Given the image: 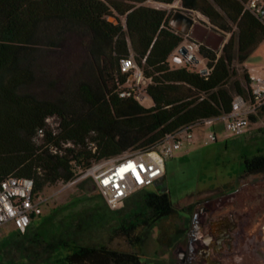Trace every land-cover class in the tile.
Instances as JSON below:
<instances>
[{"label":"trees","instance_id":"trees-1","mask_svg":"<svg viewBox=\"0 0 264 264\" xmlns=\"http://www.w3.org/2000/svg\"><path fill=\"white\" fill-rule=\"evenodd\" d=\"M148 1L0 0V182L10 176L29 178L39 194L47 185L69 182L78 168L85 170L95 161L152 150L181 127L229 113L235 95L249 96L247 74L245 84L234 81L232 90L225 87L235 74L234 60L244 63L264 41V25L245 10L248 0H180L182 9L229 34L219 55L199 44V55L207 61L205 75L169 63L184 35L169 26L167 10L146 6ZM153 1L172 5L175 0ZM77 31L87 37L86 52L95 66L92 82L82 84L73 99H38L28 92L37 80L38 53L57 48L65 33ZM130 55L151 79L146 88L151 107L115 93L116 78L124 81L119 61ZM49 117L58 122L55 132L46 123ZM258 118H264V105L250 120ZM67 142L72 147H64ZM258 176H264V154L243 162L242 178ZM145 202L151 221L176 212L167 193L147 194ZM137 228L135 223L121 225L111 238L121 237L134 247L140 241ZM57 264L141 261L134 252L68 241Z\"/></svg>","mask_w":264,"mask_h":264},{"label":"rangeland","instance_id":"rangeland-1","mask_svg":"<svg viewBox=\"0 0 264 264\" xmlns=\"http://www.w3.org/2000/svg\"><path fill=\"white\" fill-rule=\"evenodd\" d=\"M145 5L167 10L170 18L176 11L193 18L192 30L184 39L217 55L229 38L200 14L182 9L180 0L172 5L150 0ZM86 45L85 33L69 32L57 48L39 52L34 62L37 80L28 92L46 101L76 98L81 85L90 84L95 72ZM206 64L204 59L200 69H207ZM231 69L235 74L225 85L229 90L234 81L245 84L244 75H249L250 69L264 73V41L244 63L234 60ZM223 125L224 121L217 119L213 126L195 129L193 144L165 161L163 180L176 208L174 214L150 220L152 211L145 200L147 194L157 192L154 185L133 194L119 211H111L87 181L70 187L47 185L39 192L44 200L42 214L32 219L24 234L10 224L0 227V264H57L60 248L68 241L134 252L141 264H178L189 243L198 247L211 224L230 214L243 218L246 241L256 235L264 245V176L241 177L244 160L264 154V118L250 121L241 135L228 133ZM210 132L216 134V141L205 144ZM129 223L138 225L140 241L134 247L121 237L111 238L121 225ZM242 255L243 264H264V248L255 252L243 247Z\"/></svg>","mask_w":264,"mask_h":264},{"label":"built area","instance_id":"built-area-1","mask_svg":"<svg viewBox=\"0 0 264 264\" xmlns=\"http://www.w3.org/2000/svg\"><path fill=\"white\" fill-rule=\"evenodd\" d=\"M245 10L253 14L264 25V0H248ZM185 50V55L179 49ZM204 59L199 56V44L183 39L169 57L174 67L188 65L200 71L199 64ZM145 62V59L142 61ZM207 70V69H206ZM208 73V70H207ZM206 73V74H207ZM119 74L124 78L120 82L116 78L115 93L122 99H134L145 105L149 99L146 88L151 79L147 78L142 68L135 62L133 55L119 61ZM249 96L235 95L231 111L219 118H209L190 124L168 134L152 150L135 151L123 155L95 161L85 169H77L74 177L64 187H70L87 181L104 200L111 211H119L128 199L146 187L154 185L165 176V161L194 142L193 131L203 126H213L215 120L224 121V129L233 135L246 132L250 117L257 114L264 105V74L249 72ZM46 123L55 132L58 122L55 117L46 119ZM42 131L38 136L42 137ZM216 141V134L210 132L205 144ZM72 147L70 142L63 145ZM95 150L93 145L90 146ZM44 200L34 193V182L25 177L10 176L0 182V227L10 224L13 228L25 233L34 217L42 214Z\"/></svg>","mask_w":264,"mask_h":264},{"label":"flooded vegetation","instance_id":"flooded-vegetation-1","mask_svg":"<svg viewBox=\"0 0 264 264\" xmlns=\"http://www.w3.org/2000/svg\"><path fill=\"white\" fill-rule=\"evenodd\" d=\"M156 194H161L158 189ZM244 223L239 214L236 216L230 214L218 219L203 235V241L198 247H195L193 242L187 245L185 254H181L178 264H227L225 260L228 264H243L241 260L243 247L255 252L259 248H264V245L259 244L256 235L253 239L247 241L244 239ZM262 230L264 231V224Z\"/></svg>","mask_w":264,"mask_h":264},{"label":"water","instance_id":"water-1","mask_svg":"<svg viewBox=\"0 0 264 264\" xmlns=\"http://www.w3.org/2000/svg\"><path fill=\"white\" fill-rule=\"evenodd\" d=\"M193 25L194 19L181 11H176L169 21V26L183 35H188L192 30ZM179 53L183 56L185 55V50L183 48H180ZM206 73L207 70L205 68L200 70V74L205 75ZM154 187L158 189L160 193L167 192V188L164 184L163 179H160L155 182Z\"/></svg>","mask_w":264,"mask_h":264},{"label":"crops","instance_id":"crops-1","mask_svg":"<svg viewBox=\"0 0 264 264\" xmlns=\"http://www.w3.org/2000/svg\"><path fill=\"white\" fill-rule=\"evenodd\" d=\"M186 11V10H185ZM195 13H197V12H195ZM199 14V13H198ZM204 18V17H203ZM249 72H253V73H255V74H260V75H262V74H264L263 72H256L255 70H253V69H250V70H248ZM146 105H145V107H151L152 106V101H151V99L149 98L148 100H146ZM176 155V154H175ZM175 157V156H174ZM35 218V217H34Z\"/></svg>","mask_w":264,"mask_h":264}]
</instances>
